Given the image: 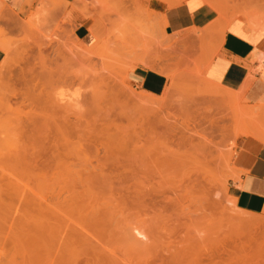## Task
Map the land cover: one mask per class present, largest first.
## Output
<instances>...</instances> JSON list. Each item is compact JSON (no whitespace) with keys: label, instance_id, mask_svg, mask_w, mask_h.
I'll use <instances>...</instances> for the list:
<instances>
[{"label":"rangeland","instance_id":"1","mask_svg":"<svg viewBox=\"0 0 264 264\" xmlns=\"http://www.w3.org/2000/svg\"><path fill=\"white\" fill-rule=\"evenodd\" d=\"M42 1L35 0L29 11L23 9L17 11L14 5L5 4L0 14V33L2 32L0 40H6L8 46L6 45L5 48H9L5 50L0 43L6 53L5 60L0 66V109H4L6 112L0 110V115L2 113L10 114L8 116L10 117L13 114L12 117H14V112H16V115L20 114L18 117L21 116L23 120V118L30 116L29 112L24 117L26 114L24 110L27 112L31 111V108L32 110L38 109L39 111L36 110L38 115L40 111L43 112V107L47 111L45 112L44 109L42 114L48 112L49 115L53 114L48 115L47 119V114L43 116L39 114L41 119L43 117L44 122H41L40 125L44 124L42 129L45 130H42L41 134L40 130L38 136L35 137L36 139L41 137L39 140H43L44 143L40 141L41 144H35L37 152L34 150L35 147H33V151L39 153L40 158H43L41 161L46 159L47 156L63 152L62 147L66 146L64 144L66 142L65 138L69 136L67 150L75 155L76 153L86 155L91 159L94 166L103 155L119 154L120 165L118 161L117 164H109L108 169V165L104 167L100 164L101 167L108 169L105 173L112 178L118 176V174L125 175L124 177L120 176L118 179L119 181L120 178L123 180L133 169L136 172L138 169V174L141 171L143 172L141 173L145 176L140 174V183L135 184L136 186L139 185L141 190L144 191L143 199L146 200V207L143 208L145 211L141 209V214L148 213V216H143L145 219L143 227L148 237L141 240L144 246L139 245L141 241H138L137 244L141 251H137V253H142V256L135 253L132 257L135 263L162 264L164 262L167 264L170 262L167 249L170 246H182L185 236L187 238L195 234L196 236H209V242L218 247L219 254L215 258L216 261H221L220 257H223V264L227 260L230 262L227 261L226 264L232 261L235 264L236 258H238V262H236L240 263L239 261L243 262L245 258L248 259L253 254L251 262L256 264L258 258L255 257V254L257 251H264V226L262 224L264 223V213L256 215V217L258 216V223L254 225L259 226V228L252 227V223H249L250 226L248 221H245L248 227L245 224V227H242L243 225H240V223L236 225L237 223L235 224L233 221L232 223L235 225L229 223V220H227L229 216L227 217V215H230V218L232 216L239 218L248 216V214H244L243 211L234 206V201L228 193V182L234 176V155L241 138L237 137V133L242 129L240 125L243 123L244 126L241 125L243 128L252 126L251 123L247 125L245 123L249 120L250 122L253 121L256 117L248 116L247 112L250 109L260 108V104L264 105V99L253 100L248 97L247 93L244 98H240L238 96L239 91L237 94V92L223 88L221 85L209 80L204 68V55L208 46L201 45L200 42L197 44L195 38L203 41L209 36L214 37L219 30L225 32L226 27L224 26L227 24L219 29V23L222 24L223 22L222 18L230 19L231 16L237 15L248 5L250 9L247 7L245 13L250 11L249 14L251 15L253 11H257L256 13H259V16L263 15L264 0H239L240 2L237 1L239 6L235 8H233L232 0L229 4L226 3L228 0H204L205 3L212 5L219 14L215 24V27L218 28L209 29L202 33L192 31L181 37L178 35H163L160 30L161 22H156L153 19L143 0H119L117 7L102 5L98 0H74L73 3L57 0L59 2L56 3L54 9L46 8ZM182 1L186 0H167L165 3L168 6H173ZM259 4L263 6L256 7ZM223 5L228 6L224 7ZM257 14L255 15L257 16ZM261 18L264 19L263 16ZM85 20L90 34L86 38L80 39L77 35V27L80 22ZM142 63L145 67L167 76L168 84L163 93L158 95L148 93L131 82L130 72ZM34 74H39L36 77L39 76L42 82L37 78V81L33 80L32 76ZM64 78L68 80L63 81ZM30 80H33L32 83ZM33 82L36 83V86L33 85ZM27 95L33 97L32 99L29 96L27 97L32 101L25 102L27 98L24 97ZM34 96H37V101ZM6 99L10 100L6 101ZM4 101L9 102L12 106L7 105ZM40 103L41 105H39ZM26 105H29V108ZM7 106L11 109L14 108V112L12 113ZM96 106L99 108L97 107V109ZM25 107L27 108L25 109ZM33 107L36 109H33ZM94 107L96 110L93 111ZM6 108L8 109L6 110ZM241 109L244 111L248 109L245 115L242 116L244 118L248 117L247 121L244 118L240 119L241 115H238V113ZM104 110L110 111L109 114L106 115L108 112L105 113ZM16 115L14 119H17ZM35 116L36 113L33 115L32 112V117H38V120L39 116ZM3 117L6 120L9 119L6 116ZM29 118L30 123H26L27 125H30L32 121V118ZM48 119L49 121H47ZM2 120L5 122L3 118ZM3 121L0 118V122L3 123ZM63 129L64 131H62ZM59 136H62V138L60 139ZM12 139L15 140L14 137ZM15 141L17 142V140ZM119 141H122V144ZM102 144L106 146L105 149ZM10 145L12 146V144ZM119 147L123 149L120 148L119 150ZM43 154H46L45 157ZM167 155L172 156L170 158H174V162L171 161L162 168L167 172H164V185L165 180H169V176L176 175L172 177L174 180L170 178L172 181L166 183L170 187L165 185L166 187L162 188L164 192L160 189L164 193L163 195L168 198L165 204L167 206L164 207L163 202L165 200L162 202L156 194L159 184L158 179H161V177L155 171L153 172V169H157L155 159ZM122 156H132V160L135 156L139 157V162L137 159L132 161L139 168H134L133 165V169H128L132 166L130 165L132 162H127L130 165L128 166L124 162L125 157ZM200 158L210 160L212 163L210 168L214 169V175L210 176L202 170L201 166L198 167L197 159ZM126 161H131V159L127 158ZM116 165H119V167ZM123 165L124 167L121 168ZM39 168L37 170H35L36 167L33 169L36 172L27 171L29 174L26 175L30 177L29 183L26 180L29 177L25 176L24 172L22 174L18 173L23 183L20 181V184L14 185L15 188L10 185V188L8 187L9 189L5 190L7 195L4 194L6 196L4 198L7 203L3 207L5 211L3 210L4 215H2L4 216L2 221L4 232L0 229V264L41 263L36 235L40 218L38 217L40 206L36 203H39L40 194L51 200L52 192L51 186L48 185L47 187L45 182L46 187H44V185L42 186L43 183L39 184L38 181L40 180H37V178H49L51 169H48V171ZM170 168H174L172 170H175V172L177 170V172L174 173ZM41 170L43 171L41 172ZM156 171L158 172V170ZM85 172V169L82 168L81 173L84 174ZM113 173L116 175L114 174V176ZM153 174L157 175L156 179ZM118 180L116 181L118 182V185L116 183L117 190H114L113 193L117 197L120 196L119 198L124 194L125 196L123 195L122 198H125L126 202L129 203L128 207L132 208L129 200H132L137 188L131 180L129 182L124 179L125 181L123 180L124 182L121 184ZM156 181L157 183H155ZM127 182L130 184H128L129 187L126 185ZM26 183L29 185L27 186ZM174 184L176 187L179 185V187L176 188ZM171 186L173 187L171 188ZM124 187L131 190L126 189L127 192L129 191L127 193ZM173 188L176 189L175 192ZM168 189L171 190L167 192ZM24 192L29 193L30 196L27 197L28 194ZM118 192L121 194L119 195ZM35 193H39L38 196ZM175 193H177V196ZM17 194H19L20 200H17ZM178 195L180 202L177 199ZM169 200H172V204L171 202L169 204ZM174 203H177L176 206ZM22 206L25 208L22 209ZM132 212L135 213L136 211L133 210ZM34 215L37 216V219ZM178 215L181 217L183 225L189 222L191 224L194 221L197 232L194 227L190 228V233L187 229L188 225L183 226L180 222L181 225L177 224L176 217ZM23 216L27 218L25 219ZM33 221H36L37 224ZM33 224L36 226H33ZM186 232L188 236L184 235ZM147 248L150 250H147ZM49 252L47 255L48 261L51 255L50 249ZM245 255L247 256L245 257ZM141 257L146 261H142ZM239 257L245 258L241 260ZM38 259H40V263L37 261Z\"/></svg>","mask_w":264,"mask_h":264},{"label":"bare ground","instance_id":"2","mask_svg":"<svg viewBox=\"0 0 264 264\" xmlns=\"http://www.w3.org/2000/svg\"><path fill=\"white\" fill-rule=\"evenodd\" d=\"M98 1L102 5L109 6V7H117L119 5V0H98ZM162 1H167V0H162ZM237 1H239V0H232V3H233L232 5H234L233 8L239 6V4L237 3ZM259 1H262V0H259ZM58 2L59 1H57V0H43L42 1L43 5L46 8H48V9H54L55 6H56V3H58ZM226 3L229 4L230 3V0H228V2H226ZM243 3L245 4V2H243ZM254 4H256V3H254ZM261 4H259L260 6L259 5H257V6L255 5V6L258 7V8H260V7L263 6V5L261 6ZM227 6L228 5H225L224 7H227ZM242 6L245 8L244 5H242ZM60 7H62V6H60ZM252 7H254V6H252ZM262 8H264V6ZM245 9H243L244 12L243 11H240L237 15L235 14L234 16H231L230 19H226V18L223 17L222 18L223 19L222 24L220 22V29L222 28L221 26H223L224 24H227L226 26H224V27H227L229 25V23H231L234 19H241V20H243V21L246 22L247 27H248V30H250V29H257V30L261 31L264 34V19L261 18L262 16L264 17V13H262L263 15H260L259 16V13L258 14L256 13L257 11L254 12L252 10L253 12L252 11L251 12L253 14L254 13L257 14V16L255 14L254 15L253 14L250 15L249 14L250 11L247 10V11H249V13L248 12L245 13ZM248 9H250V8L248 7ZM38 17H39V15H38ZM34 20H36V19H34ZM29 30H30V28H29ZM1 34H2V32L0 33V35ZM0 39H1V37H0ZM6 42H7L6 40L5 41L4 40L3 41L0 40V43L3 45V47H4L5 50H7V48H8V47L5 48V46L7 45ZM132 68H133V66H132ZM37 75H39V74H37ZM37 75L34 74V76H32L34 78L33 80H36V78L37 79L40 78L39 76L36 77ZM33 80H30V82L32 83ZM40 80L41 79H39V81ZM65 80H68V79L67 78H64L63 81H65ZM39 81H38V84H39ZM40 82H42V81H40ZM13 83H15V82H13ZM35 84L36 83L33 82V85H35ZM37 86H39V85H37ZM26 90H28V89H26ZM242 90L239 91V95L238 96L240 98H244V96L242 94L244 91H242ZM12 94L14 95V93H12ZM237 94H238V92H237ZM22 95H23V93H22ZM24 95H26V94L24 93ZM28 96L31 97V99L33 98L31 95H27L24 98L26 99ZM142 96H144V95H142ZM149 96H151V95L149 94ZM36 97L34 96L35 100H36ZM31 99H28L27 98V101H25L24 99L23 100L25 102H28V100L30 101ZM7 100H10V99H6V101ZM143 100H144V97H143ZM143 100H141V101H143ZM149 100H147V101H149ZM6 101H4V102L8 105L9 102L7 103ZM41 101H42V99H41ZM45 102H46V100H45ZM21 104H22V102H21ZM32 104H33V102H32ZM39 105H41V103ZM260 105H261L260 108H257V109H254V110H251V109L250 110L246 109L245 111L243 109L239 110L238 115H241L240 116L241 117L240 119H243L244 118L242 116L245 115V112L247 110H248V112H247L248 116H250V117L251 116H253V117L255 116L256 119H254L251 122L249 120V122L245 123L246 125L248 123L249 124L251 123V125H252V126H249V127L247 126L245 128L241 127V125L244 126V124L241 123L243 121L242 120H241V122L239 121L241 123L240 128H242V129L237 133V137L245 135V136H251V137L259 138V139H261V140L264 141V105H262V104H260ZM9 106H12V105L9 104ZM26 106L28 107L29 105H26ZM27 107H25V109ZM97 107L98 106H96V108ZM8 108H10V107H8ZM8 108H6V110ZM30 108H31V106H30ZM41 108H42V106H41ZM96 108L93 109V111L96 110ZM13 109H11L12 113L14 112ZM33 109H36V108L33 107ZM44 109L45 108L43 107V109H42L43 112H44ZM3 110L4 109H2L1 111L3 112ZM30 110L33 112V115L36 113V116L35 117L39 116V119L38 120H37L38 117L37 118H33L32 117V112L31 111H27L26 112L25 110H24V112L26 114L24 115V117L27 114H29V112H30V114H29L30 116L26 117L25 118L26 120L23 118V120L28 121V122H25V121L23 122L22 117L21 116H20L21 118L18 117L20 114L19 115H16L17 114L16 112H14V117L16 115L17 119H14V117H12L13 114H11L12 116H10L11 119H13V120H11L10 117H8L10 114L8 115V114L2 113L0 115L1 116L0 117L1 118V121H3L2 118L5 120V122L3 121V123L0 122V126L3 125L0 128V211H1L0 212V215H1L0 216V229L3 230V228H4L3 227L4 226V223L2 222L4 220L3 219L4 216H2V215H4L3 210L5 209L3 207H5L4 205H6L5 203H7V202H5V201H7L5 199L6 196L4 195L7 192L5 190H8L10 188L9 187L10 185H13L14 186V185L20 184V181H21L20 177L21 176L19 177L18 176L19 175L18 173H21L22 174L24 172L25 173V176H28L29 177V175H26V174H29L28 172H30V170L31 171H35L39 167L41 169H45V170L51 169V174H50L51 177L49 176V178L46 177V178H42V179H38L37 178V180H40L41 181V182L38 181L39 184L40 183H43L42 186L44 185V187H46L45 186V182L47 184V187H48V185L51 186V192H52L51 195H52V198H53V199L51 198V200H48L47 198L44 197V195L40 194V197L38 198V202L39 203H36V204H38L40 206V211L38 210L39 211V216L38 217H40V218H39L38 224L36 223L37 220L36 221H33V222L38 225V227L36 228L37 231L36 230L35 231H36L37 240H38L37 243L39 244V250L38 251H39L40 257H41V260L38 259L37 261L39 262V260H40V262H41V263L39 262L40 264H138V263H135L132 260V257H134L133 255L135 253H137V251H139V252L141 251V250H139V245L140 244L143 245L142 244L143 242L141 240L147 239V237H148L147 236L148 234H146L147 232H146V230L143 227V222H145V219H144L143 216L144 215H145V217H146V215L148 216V213L145 212V214H141V212H142L141 209H143L144 207H146L145 206V201L146 200L144 201V199H143L144 191L141 190V188H140L139 185L136 186L137 183H140L139 182V180H140L139 179V175L140 174L141 175H144V174H142L143 173L142 171H141L142 173L140 172V174H138L137 172L139 170L137 169V172H136L133 169V165H134V168L137 167V166H135L136 163H133L132 162L134 159H137V161L139 162V160H138L139 157L137 158V156H135L136 158L134 157V159L132 160V158H131L132 156H122L123 158L125 157V161L124 162H126V163L127 162L128 163L129 162H132V163H130V165H132V166L128 165V163H127V165L130 166V167H128V169H133V170H130V174H127L126 175V178H124V179L126 181H129V182L133 181L134 184L136 183L135 186L137 188L135 190L134 189L135 186L133 187V189L135 190V193H134V196H133L132 200H129V201H131L130 203H131V206H132V208H129L128 207L129 203L126 202L127 200L125 198L124 199L122 198V196L124 194L121 196V198H119L120 196L117 197V195L115 196V194L113 193L114 190H117L116 189V183L118 185V182H116V181L119 179L120 176L122 177L123 175H119L118 174V176H117L115 173H113V175L115 174L116 177H114L115 176L114 175L113 176L114 178H112L111 176L106 175V173H105L109 169L108 168L109 167V164H115V163L117 164V162L119 161V159H118V155L119 154H117V155L114 154V153L109 154V155L106 154V155H103L102 158H99L98 159L99 161L97 160L98 163H99V165L102 164L104 167H106V165H108L107 166L108 169L107 168L106 169L103 168V166L101 167V165L99 166L98 163L96 164V166H94L93 163H92V161H91V159L89 157H87L86 155H81L80 153L79 154L76 153V155H75V154L69 152V150H67L68 147H69L68 146V142H67V139L69 141V138H68L69 136H68L66 138L64 137L65 140H66V142L64 144H66V146L63 145V146H65V147H62L64 149L63 152H61V153H55L54 155L47 156V157H45L46 154L45 155L43 154L46 159H44L43 161H41L43 158L41 159L39 153H36L37 152L36 145H37V143L39 144L40 141L42 142L43 140H39V139H41V137L40 138L37 137V139H38L37 140L35 136L36 135L38 136V132L40 130H41L40 131V134H41V132H43L45 130L44 128L42 129V126H44V124L40 125L41 122L44 123L43 120H42L43 117L41 119V116L39 115V114H42L43 112L40 111V113L37 115L38 112H36V110L39 111L38 109L32 110V108H31ZM1 111H0V113H1ZM46 111L47 110L45 109V112ZM66 111H68V110H66ZM104 111H105V113L108 112V113H106V115H108L109 112H110L108 110L107 111L104 110ZM9 112H7V113H9ZM24 112H23V114H24ZM21 113H22V111H21ZM102 113H104V112H102ZM23 114H21V115H23ZM46 114H42V116L43 115H46V119H47V116L49 115V112L46 113ZM65 114H66V112H65ZM51 115H53V114H51ZM51 115H49V116H51ZM99 115H102V114H99ZM3 116L8 117L9 119L6 120V118L3 117ZM29 117L32 118L31 119L32 121H31V124L30 125H27L28 123H30V118ZM247 118L248 117H245L244 119L247 121L248 120ZM94 119H96V118H94ZM47 121H49V119ZM4 124H6V125L8 124V127L6 128V125L4 127ZM62 131H64V129ZM65 135L67 136V134H65ZM39 136H42V135H39ZM13 137H14L15 140H17V142L12 139ZM45 138H46V136H45ZM61 138H62V136L60 137V139ZM9 139H10V141L13 140L12 142H14V143L10 142ZM123 141H124V139H123ZM15 142H16V144H15ZM101 142H103V141H101ZM43 143H44V141H43ZM120 143L122 144V141ZM10 144H12V146ZM102 145H104V144H102ZM123 146H125V144H123ZM33 147H35L34 150L36 152L33 151ZM105 147L106 146L104 145V149H105ZM122 147H119L118 149L119 150H120V148L123 149ZM113 149H115V148L113 147ZM70 151H72V150H70ZM74 153H75V151H74ZM167 156L166 157H161V158L160 157H158V158L154 157V158H156L155 159V163H156V168L157 169H155V170L153 169V172L155 171V173H158L159 176L162 179V180L161 179H158L159 180L158 181L159 184H158V189L156 188L157 189L156 190V194L158 195L157 198L159 200H162V202L165 200V202H163L164 207L167 206L165 204H166V199H168V198L163 195L164 194L163 193L164 191H163L162 188H165L168 185L166 183L168 181L171 182L172 179H173L172 177H174L176 175L175 174L174 176H171V177L169 176V178H168L169 180L168 181L165 180L166 181L165 182V185L166 186L164 185V177H165L164 176V172L165 173H167V172L165 170H163L162 168L164 167L165 164H167V163L169 164L171 161L174 162L173 161L174 158H170L172 156H168L169 158ZM48 157H51V158H48ZM127 158L128 159H131V161H126ZM197 160H198L197 161V164H199L198 167L201 166L202 170L205 171L206 174H209L210 176H212V174L213 175L215 174L214 171H213L214 169L212 170L210 168V166L212 164L210 162V160L207 161L206 159L204 160V158L203 159L200 158V159H197ZM153 161H154V159H153ZM120 164H121V162L119 163V165ZM119 165H116V166L119 167ZM35 167H36V169H35ZM122 167H124V165L121 166V168ZM78 168H80V170H78ZM82 168H84L85 171H86L84 174L81 173L82 172ZM137 168H139V167H137ZM33 169H35V170H33ZM125 169H126V166H125ZM170 169L172 170L174 168H170ZM156 170H158V172ZM42 171L43 170H41V172ZM173 172L176 173L177 170H176V172H175V170ZM124 173H122V174H124ZM31 174H33V173H31ZM45 175L47 176L46 173H45ZM153 175H154L153 177L156 179L157 178V175L156 174H153ZM116 178H117V180H116ZM170 178H172V179H170ZM29 179H30V177L26 179L28 181V183H29ZM123 180H121V178H120V181L118 180L119 181V184H121V183H123L125 181V180L124 181ZM175 182H176V180H175ZM21 183H23V181H21ZM31 183H32V181L30 182V184ZM155 183H157V181ZM172 183H170V184L173 185ZM36 184H38V183H36ZM128 184L129 183L127 182L126 185L128 186ZM175 184H174V186H175ZM26 185H27V183H26ZM122 185H124V184H122ZM153 185H154V183H153ZM131 186H133V185H131ZM168 186L170 187V185H168ZM125 187H124V190L129 189V188H125ZM155 187H157V186L155 185ZM172 187L173 186H171V188ZM177 187H179V185H177ZM13 188H15V186ZM119 188L121 189V187H119ZM122 188H123V186H122ZM146 188L144 189L145 191H146ZM26 189H28V188H26ZM160 189H162L163 192ZM121 190H123V189H121ZM129 190H131V189H129ZM169 190H171V189H168L167 192H169ZM174 190H176V189L173 188V191ZM25 192H27V190H25ZM41 192L43 193L44 191L42 190ZM120 192H118L119 195L121 194ZM126 192H127V190H126ZM47 193H46V196H47ZM130 193H131V191H130ZM177 193H175L176 196H177ZM25 194H28L27 197L30 196L29 193H25ZM38 194L35 193V195H37V196H38ZM18 195L19 194H17L16 198H18L17 200H20L19 199L20 196H18ZM35 195H34V197H35ZM4 196H5V198H4ZM7 197H9V196H7ZM23 197H25V195H23ZM35 198H34V200H35ZM179 198L180 197L178 195L177 199H179ZM232 199L234 201V206L236 208H238L239 210L243 211L244 214H248V216H243V217H239L238 218L236 216L237 215L236 214L235 215L236 217H233L231 215L232 217L230 218V215H227V217L229 216L228 217L229 219H227V220H229V223H232V221L235 222V224L237 223L236 225H238L240 223V225L241 224L243 225L242 227H245V226L248 227V224L249 223H252L251 224L252 227L253 226H256L254 224H257L258 223V218H257L258 216L256 217V215H258V214L252 213L250 211H246L244 209L239 208L238 207V203L236 204V202H235L236 199H234L233 197H232ZM172 200L171 201L169 200V204H170V202L172 204ZM47 201H49V202H47ZM32 202L34 203V201H32ZM175 202H177L178 204H180L179 203L180 202V199H179V202L178 201H175ZM19 203L20 202L18 201V204ZM21 203H22V201H21ZM160 203H159V205H160ZM148 204H149V201H148ZM176 204H175V206H176ZM22 205H23V203H22ZM149 205H148V207H149ZM173 205H170V206H173ZM25 206H27V205H25ZM152 206H155V205H152ZM160 206H162V205H160ZM24 208L22 206V209H24ZM183 208L185 209V207H183ZM33 209H34V207H33ZM133 210H135L136 212L133 213L132 212ZM27 212H28V210H27ZM48 213H50V214H48ZM162 213H163V210H162ZM23 217L25 219L27 218L25 216H23ZM36 217L37 216H35V218ZM194 220H195V218H194ZM252 220H254L255 222L254 221L252 222ZM176 221L178 222L177 224L181 225L180 223H182V225H183L182 219H181V217L179 215L176 217ZM245 221H248V224H246L247 222L245 223ZM192 222H191L192 225L190 224V222L188 224L185 222L186 224H184V225L185 226L188 225L187 226L188 227L187 229H189V231H190V228H193L194 227L195 231L197 232V230H196L197 228L195 227L194 221H192ZM35 224H33V226H36ZM235 224H233V225H235ZM244 224H245V226H244ZM262 224L264 226V223H262ZM257 228H259V226ZM3 232H4V230H3ZM0 233H1V231H0ZM186 233L184 235H187L188 236V233L187 234ZM190 233H191V231H190ZM201 234H202V232H201ZM191 235H193V234H191ZM135 240H136V243H135ZM139 240L141 241V243L139 242V245H138L137 243H138ZM182 243H183L182 246H172V247L170 246L167 249L168 250V254H169L168 257L170 259V262L167 263V264H223V262H224L223 261V257H220L221 258V261H216L215 260L216 256H218V254H219V249H218L217 246L215 247L213 243L209 242V236H203V235L196 236L195 234H194V236L187 237V238L185 236V238H184V240H183ZM146 245H148V244H146ZM262 247H263V245H262ZM49 249L51 251V255H50V258H49L50 260L48 261L47 255H48ZM260 249H261V247H260ZM147 250H150V249L147 248ZM220 252L222 253V251H220ZM150 253H151V251H150ZM137 254L135 255L136 257H137ZM141 254L142 253H139V256ZM146 254H148V252H146ZM146 254H144V255H146ZM158 254H159V252H158ZM156 255H157V253H156ZM238 256H240V255H238ZM246 256L247 255H245V257ZM251 256L253 257L254 255L252 254ZM251 256H250L251 259L250 258L247 259L245 257H244L245 258L244 259L243 257L242 258L239 257L241 260H243V259L246 260V261L243 260V262L242 261H239L240 263H237L238 262L237 261L238 258L235 259V257H234L235 264H253L251 262L253 260V258ZM146 257H147V255H146ZM255 257L258 258L256 264H264V251H262V252L261 251H257V253L255 254ZM148 258H149V256H148ZM148 258H147V260H148ZM226 258H224V259H226ZM234 259H232V260H234ZM142 261H146V260H144L142 258ZM226 262H225V264H226ZM228 262H230V261H228ZM233 262L234 261H232L231 263L233 264ZM231 263H229V264H231ZM140 264H142V263H140ZM162 264H166V263L163 262Z\"/></svg>","mask_w":264,"mask_h":264},{"label":"crops","instance_id":"3","mask_svg":"<svg viewBox=\"0 0 264 264\" xmlns=\"http://www.w3.org/2000/svg\"><path fill=\"white\" fill-rule=\"evenodd\" d=\"M143 2L153 19L161 22L160 30L165 36L181 37L192 31L202 33L218 28L215 27L218 12L204 0H186L173 6L162 0ZM34 3L35 0H0V14L5 4L14 5L17 11H29ZM89 34L87 21L80 22L78 37L84 39ZM195 40L197 44L208 46L204 68L209 80L235 92L243 89V96L247 93L253 100L264 99V34L261 31L248 30L245 21L234 19L225 32L220 30L214 37ZM5 57L6 53L0 46V66ZM130 78L143 91L156 95L163 93L168 84L166 75L143 64H138L130 72ZM239 137L234 155V176L229 179L228 193L238 199L235 202L239 208L256 214L264 213V141L245 135Z\"/></svg>","mask_w":264,"mask_h":264}]
</instances>
